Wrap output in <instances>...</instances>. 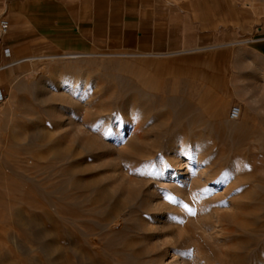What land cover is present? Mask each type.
<instances>
[{
	"label": "rangeland",
	"instance_id": "374dc122",
	"mask_svg": "<svg viewBox=\"0 0 264 264\" xmlns=\"http://www.w3.org/2000/svg\"><path fill=\"white\" fill-rule=\"evenodd\" d=\"M221 1L231 27L232 7L248 25L243 42L27 66L2 110L0 264L260 261L244 255L264 230V56L249 42L264 0Z\"/></svg>",
	"mask_w": 264,
	"mask_h": 264
},
{
	"label": "crops",
	"instance_id": "0c3cea01",
	"mask_svg": "<svg viewBox=\"0 0 264 264\" xmlns=\"http://www.w3.org/2000/svg\"><path fill=\"white\" fill-rule=\"evenodd\" d=\"M229 8L221 0L177 8L153 0H0V20L9 22L8 32L0 34V90L6 98L0 137L11 87L34 61L101 51L171 55L243 42L249 27L234 7L238 26L231 27ZM249 42L264 56V28ZM4 48L11 49L10 57L2 55ZM4 240L0 229V242Z\"/></svg>",
	"mask_w": 264,
	"mask_h": 264
},
{
	"label": "bare ground",
	"instance_id": "6f19581e",
	"mask_svg": "<svg viewBox=\"0 0 264 264\" xmlns=\"http://www.w3.org/2000/svg\"><path fill=\"white\" fill-rule=\"evenodd\" d=\"M193 103V102H192ZM189 104H191V102L189 103ZM192 105V104H191ZM201 112H202V114H201ZM201 112H199L200 113V115L202 116V115H204V117H205V112H206V110L205 109H203V107L201 108ZM196 113H197V111H196ZM194 114V113H193ZM200 116V117H201ZM241 116H242V114H241ZM199 117V118H200ZM198 118V119H199ZM202 118V117H201ZM241 118V117H240ZM198 119H197V121H198ZM199 124H201V123H199ZM204 124V123H203ZM205 126V125H204ZM171 130V129H170ZM201 130H203V129H201ZM254 130V129H253ZM252 130V131H253ZM173 131V130H172ZM174 132V131H173ZM196 132V131H195ZM165 133V132H164ZM170 133V132H169ZM255 133L256 132H254L253 134L255 135ZM171 134V133H170ZM145 136V135H144ZM168 136V135H167ZM255 138H256V136H255ZM244 140H246V138H241L240 139V143H242ZM193 199V198H192ZM200 200L201 199H199L198 200V202H199V204H200ZM248 207V206H247ZM247 210H246V208L243 206V207H241V208H238V207H234V213H233V216H231L232 218H229L230 220V224H232L231 226H234L233 227V229H231V226H230V229H229V225H228V230L227 231H229V230H234V228H236V227H238L239 229L241 228H243L244 227V225H243V223H242V221H243V217H240V215L242 216L245 212H246ZM248 212V211H247ZM261 215V214H260ZM260 215H258L259 217H260ZM245 216H247V215H245ZM238 218H239V220H238ZM257 219H258V217H256ZM260 220L261 219H263V221H264V215H261V217L259 218ZM258 219V220H259ZM218 220H220V219H218ZM257 220V221H258ZM221 222H223V221H221ZM226 222H228V221H226ZM245 222V221H244ZM258 222H260V221H258ZM257 222V223H258ZM225 224V223H224ZM222 227H221V229L223 228V230L225 229L226 230V225H221ZM254 228H256V227H254ZM264 228V227H263ZM244 230V229H243ZM259 230V229H258ZM258 230H257V232H258ZM235 231V230H234ZM242 231V230H241ZM261 232H263L262 234H260V236H256V238L257 239H254V240H249L248 241V243H246L247 245H249V246H252V248H254L253 246H256L253 250H252V252L250 251L249 253L250 254H246V255H244V258L246 259V260H249V259H251L253 256H256V258H260V261H264V230L263 229H261L260 230ZM243 232V231H242ZM246 232V231H245ZM244 232V233H245ZM249 232H252V231H249ZM239 233H241V232H239ZM253 233H255V232H253ZM229 234H231L230 232H229ZM236 234V233H235ZM240 238H242V237H240ZM241 244V243H240ZM248 247V246H247ZM249 248V247H248ZM247 250V249H246ZM247 252V251H246ZM230 256V255H229ZM262 257V258H261ZM256 260V259H255ZM260 261H255L253 264H264V262H260ZM244 264V263H243Z\"/></svg>",
	"mask_w": 264,
	"mask_h": 264
},
{
	"label": "built area",
	"instance_id": "2783aa9c",
	"mask_svg": "<svg viewBox=\"0 0 264 264\" xmlns=\"http://www.w3.org/2000/svg\"><path fill=\"white\" fill-rule=\"evenodd\" d=\"M8 28H9V22L6 19H1L0 20V34L4 35L8 32ZM2 55L4 57H10L11 56V49L10 48H4L2 50ZM1 68V67H0ZM6 100L5 96L2 94V91L0 90V110H1V106L4 103V101ZM242 114V109L240 106H233L232 109L230 110V119L233 121H237L240 119Z\"/></svg>",
	"mask_w": 264,
	"mask_h": 264
},
{
	"label": "snow or ice",
	"instance_id": "6c2138e0",
	"mask_svg": "<svg viewBox=\"0 0 264 264\" xmlns=\"http://www.w3.org/2000/svg\"><path fill=\"white\" fill-rule=\"evenodd\" d=\"M207 191V190H206ZM169 199H172L171 197H169ZM194 214V213H193Z\"/></svg>",
	"mask_w": 264,
	"mask_h": 264
}]
</instances>
